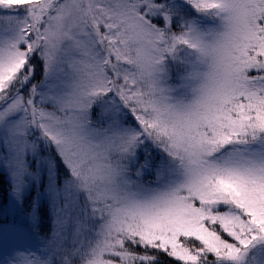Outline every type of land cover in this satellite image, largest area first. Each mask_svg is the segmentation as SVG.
I'll list each match as a JSON object with an SVG mask.
<instances>
[{"label": "snow or ice", "instance_id": "6c2138e0", "mask_svg": "<svg viewBox=\"0 0 264 264\" xmlns=\"http://www.w3.org/2000/svg\"><path fill=\"white\" fill-rule=\"evenodd\" d=\"M0 264H264V0H0Z\"/></svg>", "mask_w": 264, "mask_h": 264}]
</instances>
